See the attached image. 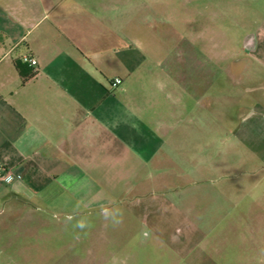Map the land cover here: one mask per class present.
<instances>
[{"label": "crops", "instance_id": "crops-1", "mask_svg": "<svg viewBox=\"0 0 264 264\" xmlns=\"http://www.w3.org/2000/svg\"><path fill=\"white\" fill-rule=\"evenodd\" d=\"M217 6L0 0V169L12 174L0 214L97 210L112 200L100 186L110 169L133 182L137 168H176L196 151L186 137L216 119L226 87ZM235 264H264V242L241 243Z\"/></svg>", "mask_w": 264, "mask_h": 264}, {"label": "rangeland", "instance_id": "rangeland-1", "mask_svg": "<svg viewBox=\"0 0 264 264\" xmlns=\"http://www.w3.org/2000/svg\"><path fill=\"white\" fill-rule=\"evenodd\" d=\"M216 8L226 87L216 119L186 137L197 150L176 168H137L133 182L110 169L100 186L112 200L97 210L0 214V264H235L241 243L264 242V0Z\"/></svg>", "mask_w": 264, "mask_h": 264}, {"label": "built area", "instance_id": "built-area-1", "mask_svg": "<svg viewBox=\"0 0 264 264\" xmlns=\"http://www.w3.org/2000/svg\"><path fill=\"white\" fill-rule=\"evenodd\" d=\"M23 61L25 63H30L33 66L38 64V61L36 59L30 58L28 56H25L23 58ZM121 83H122V80L117 78V79H115L113 81L112 86L115 88V87H118ZM11 179H12V174L11 173L5 172L3 169H0V181L4 180V181L9 182V181H11Z\"/></svg>", "mask_w": 264, "mask_h": 264}, {"label": "clouds", "instance_id": "clouds-1", "mask_svg": "<svg viewBox=\"0 0 264 264\" xmlns=\"http://www.w3.org/2000/svg\"><path fill=\"white\" fill-rule=\"evenodd\" d=\"M102 214L105 216V217H109V216H111L112 215V213L108 210V209H102ZM86 225L83 223V222H81L79 225H78V227H80V228H84Z\"/></svg>", "mask_w": 264, "mask_h": 264}, {"label": "trees", "instance_id": "trees-1", "mask_svg": "<svg viewBox=\"0 0 264 264\" xmlns=\"http://www.w3.org/2000/svg\"><path fill=\"white\" fill-rule=\"evenodd\" d=\"M22 63H17V68L19 69V70H22Z\"/></svg>", "mask_w": 264, "mask_h": 264}]
</instances>
